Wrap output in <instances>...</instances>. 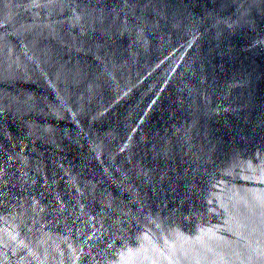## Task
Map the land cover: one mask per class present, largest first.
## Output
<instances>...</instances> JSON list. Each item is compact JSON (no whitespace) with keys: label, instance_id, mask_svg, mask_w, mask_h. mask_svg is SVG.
<instances>
[{"label":"water","instance_id":"obj_1","mask_svg":"<svg viewBox=\"0 0 264 264\" xmlns=\"http://www.w3.org/2000/svg\"><path fill=\"white\" fill-rule=\"evenodd\" d=\"M0 264H264V0H0Z\"/></svg>","mask_w":264,"mask_h":264}]
</instances>
